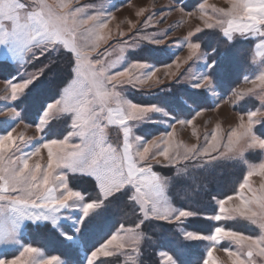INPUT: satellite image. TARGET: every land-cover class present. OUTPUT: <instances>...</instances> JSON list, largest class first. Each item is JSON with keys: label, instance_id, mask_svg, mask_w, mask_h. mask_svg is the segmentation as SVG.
Instances as JSON below:
<instances>
[{"label": "snow or ice", "instance_id": "6c2138e0", "mask_svg": "<svg viewBox=\"0 0 264 264\" xmlns=\"http://www.w3.org/2000/svg\"><path fill=\"white\" fill-rule=\"evenodd\" d=\"M230 2L231 7L227 10L213 9L227 19L218 18L215 24L205 20V27H219L228 41L233 40L235 33L258 38L256 56L264 57V0ZM59 7L67 9L68 4L63 3ZM81 11L80 8L56 11L45 0H0V45L5 46L14 58L23 60L26 53H31L32 59H38L37 53L43 56L45 53L56 52L61 47L72 54L69 73L71 79L56 96L44 101L36 100L39 105L38 117L33 124L41 135L36 138L35 145L32 138L24 140L22 136L19 138L20 143H17L11 130L5 129L0 134V264H62L56 256L45 259L39 248L20 244L23 223L47 222L54 228H59L62 221H72L70 229L79 232V226L92 214H98L97 210L115 199L117 194L127 195L128 200L139 207L143 216L140 224L146 219L187 221L199 215L192 210L173 208L167 202V179L153 170L149 160L161 156L168 162L165 166H169L174 161L190 162L194 158L209 157L213 152L218 153V156H211V160L218 157L239 160L247 164V173L235 194V199L240 201L239 205L226 207L234 199L232 195L219 199L217 214L210 219L219 222L239 217L256 225L259 234L246 235L216 226L207 235L185 231L183 238L210 242L208 258L203 260V264H216L212 259L213 252L224 240L236 245V250L224 249L228 257L232 258V264H264V194L256 195L250 184L253 176H264V162L258 165L248 164L244 157L247 151H264V138L254 131V126L261 123L256 117L264 116V112L260 109L248 111L246 122L241 115L238 126L226 136L220 133L218 126L210 140L206 134V143L200 147L173 143V132L165 133L166 138L151 142L143 140L141 136L133 134V127L152 121L153 114L169 117L180 125H190L192 119L172 117L168 110L156 104L142 106L123 99L120 91L116 90L117 84L138 88L153 80L159 69L146 61L138 60L110 74L114 65L106 64L101 59L93 60L90 56V51L96 49V42L106 39L99 36L98 31L107 28V20H102L99 14L81 19L78 17ZM200 11H205L203 4L200 5ZM90 21L92 24L85 27ZM200 31L202 29H196L197 33ZM193 35L195 33H189V37ZM94 37L96 42L90 43ZM147 39L153 44L163 43L160 39ZM186 43L190 55L185 63L187 60L203 58V54H199L201 45L198 42L186 40ZM261 63L264 64V60ZM165 67L170 68L171 65ZM176 67L179 68L180 64L177 63ZM206 67L214 71L217 62L213 60ZM45 74V69H38L36 73L22 77V82H9L10 99L15 102L30 95L33 87ZM256 80L264 85V72ZM193 81L194 89L214 90L209 72L193 74ZM155 83L162 81L157 78ZM251 92L253 90L250 89L249 93ZM238 95L242 97L244 94ZM4 99L8 100L9 97ZM260 99L264 107V96ZM113 102L116 107L111 106ZM193 103L197 101L194 99ZM18 107L5 105V109L11 114L9 121L12 123L23 118ZM199 114L200 111H196L195 115ZM61 118L68 124L66 135L62 139H46L53 120ZM109 126H119L122 130L121 145L114 146L107 141L106 130ZM169 127L173 125L170 124ZM25 147L30 150L25 151ZM41 149L47 150L46 165L39 162L30 164L32 157L40 156ZM69 172L93 178L96 198L86 197L81 191L70 187ZM246 189L254 194L245 197ZM261 189H264V184ZM73 214H78L74 221ZM121 228L123 230V226ZM128 232L132 230L129 229ZM61 235L68 241L74 239L71 231L62 232ZM127 239V233L112 234L103 244L90 251L86 256V264H97L100 257L117 255L118 250L126 248ZM131 239L133 252H138L142 235L133 233ZM17 246L22 249L19 254L9 255ZM160 255L165 264H179L169 253L162 252ZM257 257L260 258L259 262ZM100 264L104 262L100 261Z\"/></svg>", "mask_w": 264, "mask_h": 264}, {"label": "rangeland", "instance_id": "374dc122", "mask_svg": "<svg viewBox=\"0 0 264 264\" xmlns=\"http://www.w3.org/2000/svg\"><path fill=\"white\" fill-rule=\"evenodd\" d=\"M45 2L52 6L56 11H68L75 10L76 8L82 9V11L78 14V17L83 19L91 15L99 14L102 20H107V28L99 29L98 35L103 36L106 39L99 40L96 42V38L94 37L92 42H96V49L94 51H90V56L93 60L101 59L106 64H112L114 67L110 69V74L115 73L117 71L122 70L127 67L129 64L135 61H146L151 65H155L159 71L156 73V77L153 80L148 81L145 84L140 85L138 88H133L127 84L119 85L117 84V91H120L123 99L135 103L129 96V94H134L138 98L143 99H154L157 102L158 106L164 107L166 110L170 112L172 117L178 119H192V124L180 125L178 123H174L172 119L169 117H164L161 114H153L152 121L143 122L140 124H136L133 127V134L139 135L143 138V140L151 142L154 139L158 138H166L165 133L173 132L172 141L173 143H179L188 147L192 145H196L200 147L206 143V134L207 139H211V134L217 129L219 126L220 133L224 136L237 127L240 122L241 115L244 116L245 122L247 121L248 112H242V105L248 102V106L255 105V108L250 109L249 111H255L260 109L264 112V107L261 105V96H264V85L261 84L259 80H256V77L264 72V64L261 63L264 60V57L256 56V44L259 43V39L256 37H246L240 36L239 33H235L233 40L228 41L222 34V31L219 27H214L208 29L205 27V20L209 23L215 24L218 18L227 19V17H221L220 13L215 12L213 9H224L227 10L231 7L230 0H205L200 4L196 5L192 10L185 9L182 3H178L175 0H45ZM67 3V9H61L59 5ZM205 6V11H200V5ZM150 18V19H149ZM92 22H89V25H85V27H89ZM200 28L202 31L206 30H215L227 41L228 44H233L235 41H244L248 42L247 44L250 46V54H249V63L252 68L250 73L246 74L242 81L228 94H224L219 87L216 85L212 78L213 89L211 91L201 89L192 88L193 74L209 72L212 70L208 69L206 65L211 63L209 61V55L199 49V54H203V58L199 60H187V57L190 55V50L187 47L186 40H190L193 42V37L200 32H196V29ZM123 33V35H120ZM189 33H195V35L189 37ZM148 37H152L155 39H160L163 41L161 44H153L149 42ZM195 43V42H194ZM249 48V47H248ZM123 49V51H121ZM35 51V49H33ZM61 51H66L62 47L56 51L51 52L57 54ZM67 52V51H66ZM46 54V53H45ZM38 57H41L39 53H37ZM72 55V54H71ZM164 56L165 59L171 57V61L166 64H160L161 57ZM178 58V59H177ZM36 59L31 58V53H26L24 55L23 60H20L19 57L13 56L12 53H9L5 46L0 45V62H8L11 63L16 71V75L10 79L3 80L0 79V134L3 133L5 129L11 130L13 132V136L17 138V143H20V137L22 136L24 140L32 138L33 145L36 143V138L41 134L36 131L35 125L28 124L24 122V120L17 121L12 123L9 121V116L11 115L6 109L5 105L15 106L16 102H13L10 99L11 89L8 86L9 82H22L21 78L26 77L27 75L34 74L36 72H28L26 71L27 67L33 63ZM231 62V61H230ZM179 63L180 67L177 68L176 64ZM233 63V62H231ZM165 65H171V67H165ZM238 65V62L236 63ZM235 65V67H236ZM241 65V64H240ZM58 73V71H56ZM60 73V72H59ZM167 73V75H166ZM159 78L162 83H155V80ZM247 78V79H246ZM126 79V78H121ZM255 81V83L251 82ZM176 83L181 84L183 87L188 89L189 91L201 92L205 91L207 95L211 98V105L208 108L194 109L191 117H178L176 114L187 112V106L189 105L185 98L190 97L189 91L183 92L181 98H178L180 103H176V100L173 98H168L167 94L171 95L173 92L172 86L176 85ZM111 87V85H109ZM253 90V92L249 93V90ZM238 94H244L242 97ZM188 96V97H186ZM4 97H9L8 100H5ZM250 100H252L250 102ZM175 101V102H174ZM137 104V103H136ZM242 104V105H241ZM247 104V103H246ZM140 105V104H139ZM152 105V104H151ZM187 105V106H186ZM112 107H116V104L113 102L111 104ZM149 106V105H142ZM182 107V108H181ZM18 110V109H17ZM19 111V110H18ZM196 111H200L199 115H195ZM256 119L262 121L264 120V116H258ZM155 121V122H153ZM172 124L173 127H169ZM259 125V124H257ZM254 126V131L256 132V126ZM257 133V132H256ZM66 135V134H65ZM257 135H259L257 133ZM107 141L114 146L122 144V130L119 126H109L106 130ZM62 137H54L55 139H62ZM261 138H263L261 136ZM48 139V137H46ZM78 142V141H75ZM163 147V145H161ZM30 148L25 147V151H29ZM155 151V149H154ZM183 151V148L180 149ZM253 155L255 158H259L258 162H250L248 157ZM211 156H218V153L213 152L209 157H200L194 158L192 161H184L180 160L178 163L173 162L169 166H165L168 164L167 161L164 160L163 157L157 156L156 159H150L149 163L153 165V170L157 172L161 177L167 179V187L165 189V197L167 202L173 207L176 208L169 197V186L171 181V176L174 172H180V169H183L186 165L194 163L196 161H213L211 160ZM244 157L247 160L248 164L258 165L261 162H264V151L259 149L247 151L244 153ZM224 159L225 158H217ZM226 160H236V159H226ZM239 161V160H236ZM36 162L41 163V165H46L47 162V150L41 149L40 156L32 157L30 160V164H34ZM246 167L247 173V164L239 161ZM245 173V175H246ZM76 182V185L80 184V182H86L87 179H90L94 182V179L88 177L86 175H82L79 173H68V183L69 186L72 187L71 181ZM95 184V182H94ZM250 184L252 189L255 190L256 195L264 194V189H261V185L264 184V176L255 175L250 179ZM75 190H82L72 187ZM87 190H91L92 186L88 185L85 187ZM238 191V190H237ZM83 193V192H82ZM84 194V193H83ZM236 194V193H235ZM234 199L229 201L226 207H235L238 206L240 201L238 199ZM254 193L249 190H245L244 196L251 197ZM85 195V194H84ZM88 197L87 195H85ZM97 195L91 196V198L95 199ZM137 206V205H136ZM218 207V204H217ZM101 210H97L99 213ZM78 214H73V221L77 218ZM96 215V213L92 214V216ZM142 215V214H141ZM143 219V216H142ZM86 219L85 221H87ZM146 220H156V219H146ZM236 220H242L245 223H248L252 226L256 231L255 234H246V235H257L259 234V228L256 225L251 224L250 222L243 220L242 218H235L229 220H222L216 223H223L224 225H220L227 229L236 230L233 228L232 223ZM161 222H168L164 220H156ZM182 221H172L168 223H181ZM46 224L51 225L47 222H42L39 224H34L31 221H25L21 226L20 230V244L21 245H31L25 242L26 236L28 235V230L30 226H44ZM227 224L228 226H226ZM72 221H62L61 226L59 228H54L57 233L65 239L61 233L65 231H71L74 239L73 241H65L71 243V247H77L78 251L81 253L83 258V264H86V256L90 254L86 253V248L82 241V229L83 225L79 226L80 231L75 232V230H71ZM230 226V227H229ZM131 229L132 232H128ZM238 231V230H236ZM185 231H182L184 233ZM240 232V231H239ZM120 233L121 235L128 234L127 246L123 250H118L117 255H113L111 257H100L99 260L102 259H114V257L119 256L123 259V261L133 262L138 256L139 251L142 245L143 239L140 241L138 252H133V241L131 239V235L133 233H140L144 238V235L141 230V226L136 228V226L131 227H123L119 228L114 234ZM245 234V233H244ZM183 235V234H182ZM188 241H200L204 243L205 250V259H207V251L210 247V242L206 240H188ZM103 244V243H102ZM33 247H37L31 245ZM41 250L43 258L47 259L52 256H56L62 262V264H69L67 261L63 260L59 255H50L45 250L40 247H37ZM228 248L230 250H236V245L224 240L221 241L215 247L213 252V257L216 261V264H232V258L228 257L227 252L224 250ZM19 250H22L17 246L16 249H13L9 255H18ZM164 252V251H163ZM160 260L163 264H165L164 258L160 255ZM167 253V252H165ZM260 258L257 257V261L259 262ZM203 264V263H202Z\"/></svg>", "mask_w": 264, "mask_h": 264}, {"label": "trees", "instance_id": "16d2710c", "mask_svg": "<svg viewBox=\"0 0 264 264\" xmlns=\"http://www.w3.org/2000/svg\"><path fill=\"white\" fill-rule=\"evenodd\" d=\"M175 1L182 3L185 9L192 10L205 0ZM192 40L201 45L200 49L209 55V61L215 60L217 62V68L214 71L212 70L210 75L224 94L230 93L242 81L244 76L252 71L249 63L250 46L247 44L248 42L240 40L228 44L221 34L215 30L202 31L195 35ZM70 56L71 54L66 51L57 54L46 53L27 67L26 71L28 72L45 69L46 74L33 87L30 95L22 97L15 104L19 106L18 110L22 113L24 122L34 125L33 121L38 117L37 108L39 107L36 100L51 99L71 79L69 75ZM161 59L159 62L162 65L171 61V57L165 59L162 56ZM237 62L238 65H236ZM15 75L16 71L11 63L0 62V79L7 80ZM172 89L173 92H171V95L167 94V97L175 99L178 104L180 101L177 97L181 98V95H186L183 92L189 91L179 83L173 85ZM188 93L190 97L186 96L188 98L184 99L189 104L186 105L187 112L176 113L183 114L176 116L191 117L194 109L210 107L211 98L205 91H189ZM196 93H200V95L197 96ZM129 96L135 103L140 105L158 104L154 99L138 98L134 94H129ZM194 99L197 103H193ZM246 103L241 104L242 109L240 110L243 113L255 108L254 103L252 106H248V102ZM67 127L68 124L65 123L63 118L53 120L47 137H62L66 134L65 129ZM256 132L264 138V120L256 126ZM248 159L250 162H258L260 157L255 158L250 155ZM245 173L246 167L242 163L226 159L196 161L180 169V172H174L171 176L168 191L172 204L176 208L199 213V215L181 223L144 220L143 224H140L142 215L139 207L129 201L127 195L117 194L115 199L106 202L98 214L84 222L81 242L84 243L86 253L104 243L121 226L131 227L140 224L144 238L139 256L133 262H125L122 258L116 256L114 259L99 260L97 264H100V261H103L104 264H163L159 257V253L163 251L173 255L179 261V264H202L206 257L204 243L184 239L182 231L207 235L211 234L214 227L224 225L223 223L213 222L210 217L217 214V201L219 199L234 195L237 192L239 183L242 182ZM70 181L72 187L82 190L88 197L97 195L92 180L87 179L86 182H80L78 185H76L73 178ZM88 185L92 186L91 190L85 188ZM232 226L245 234L256 233L251 225L242 220H236L232 223ZM25 242L42 248L50 255H59L69 264H83L82 255L77 247L72 248L71 243L65 241L49 224L36 227L30 226Z\"/></svg>", "mask_w": 264, "mask_h": 264}]
</instances>
